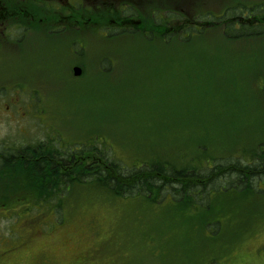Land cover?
Listing matches in <instances>:
<instances>
[{"label":"rangeland","instance_id":"rangeland-1","mask_svg":"<svg viewBox=\"0 0 264 264\" xmlns=\"http://www.w3.org/2000/svg\"><path fill=\"white\" fill-rule=\"evenodd\" d=\"M56 22L0 32V88L27 103L1 130L6 144L104 146L129 169L156 158L177 167L256 163L264 150V31L231 38L224 27H202L164 37L85 17ZM21 174L0 169V183L29 195L0 200L4 264H264V178L254 192L210 191L206 209L176 206L171 196L115 197L75 177L45 202L46 189Z\"/></svg>","mask_w":264,"mask_h":264},{"label":"flooded vegetation","instance_id":"flooded-vegetation-1","mask_svg":"<svg viewBox=\"0 0 264 264\" xmlns=\"http://www.w3.org/2000/svg\"><path fill=\"white\" fill-rule=\"evenodd\" d=\"M259 5L264 9V1ZM263 14L260 19L264 22ZM254 16L252 0H229L222 7L220 0H0V32L3 34L14 25L26 30L29 29V24L54 25L56 20L75 25L77 19L85 17L88 23H109L125 31L140 26L146 28L147 32L154 30L160 34L165 33L164 37L178 31L187 37L193 36L197 30L203 34L202 27H224L232 31L242 25L251 26ZM5 87L6 85L0 88V169L9 171L25 168L28 161L40 162L38 168L45 167L42 162L44 157L50 161L53 154V159L56 158L61 147H53L51 150L49 147L28 146V143L26 146H14L6 144L2 139L1 130L10 129L13 119L18 121V107L27 104L19 97L14 98L7 93L4 95ZM37 104L35 101L29 105ZM23 113L26 117L27 113ZM18 159L23 161H17ZM46 165V170L50 171L51 164ZM0 189H3L0 190V200L21 201L29 196L16 195L9 185L5 186L3 183H0ZM2 212L0 208V219ZM37 261L28 264H41ZM0 264L4 262L0 260ZM72 264L86 263L79 261Z\"/></svg>","mask_w":264,"mask_h":264},{"label":"trees","instance_id":"trees-1","mask_svg":"<svg viewBox=\"0 0 264 264\" xmlns=\"http://www.w3.org/2000/svg\"><path fill=\"white\" fill-rule=\"evenodd\" d=\"M257 25L243 26L242 30L230 32V34L235 37L260 35L264 29L258 30ZM261 25L264 26V24ZM86 146L87 144H81L78 148L64 147L56 158L53 159V154L50 161L49 158L44 157L42 162L45 163V167L38 168L37 165L40 162L28 161L30 164L28 163L27 167L18 170L22 172L28 182L34 183L32 185L37 189L40 186L46 189L42 199L45 202H49L47 197L51 195L50 192L57 193L53 189L54 186L56 188L65 185L69 187L74 180L82 184H97L100 188L107 189L109 194L115 197L135 196L154 202L164 196H171L176 206L206 205V209L211 206L208 205L207 198L209 192L214 189L216 192L234 188L251 192L262 189L260 182L264 178V150H259V158L253 165H244L243 161L246 159H238L234 163L223 161V159L213 167L204 162L198 165L190 163L191 167H177L166 160L156 158L148 160L147 163L144 161L139 166L129 169L120 159L111 156L103 145V148L101 146H92L91 148ZM85 152L91 153L89 159H86ZM88 160L89 166L87 165ZM17 161L23 160L18 159ZM47 163L51 164L50 171L46 170ZM54 175L56 176L54 177ZM223 178L226 181L219 182ZM253 180L255 182L251 183ZM257 181L259 189L256 188ZM61 203L59 201V204Z\"/></svg>","mask_w":264,"mask_h":264},{"label":"water","instance_id":"water-1","mask_svg":"<svg viewBox=\"0 0 264 264\" xmlns=\"http://www.w3.org/2000/svg\"><path fill=\"white\" fill-rule=\"evenodd\" d=\"M74 71H75L76 75H79L81 73V68L80 67H75Z\"/></svg>","mask_w":264,"mask_h":264}]
</instances>
